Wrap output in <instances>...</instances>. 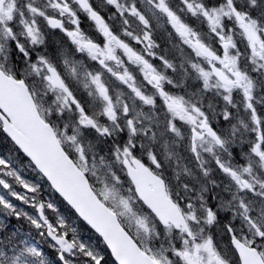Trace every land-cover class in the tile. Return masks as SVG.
I'll return each instance as SVG.
<instances>
[{"label": "snow or ice", "instance_id": "snow-or-ice-1", "mask_svg": "<svg viewBox=\"0 0 264 264\" xmlns=\"http://www.w3.org/2000/svg\"><path fill=\"white\" fill-rule=\"evenodd\" d=\"M0 129V264H264V0H0Z\"/></svg>", "mask_w": 264, "mask_h": 264}, {"label": "trees", "instance_id": "trees-1", "mask_svg": "<svg viewBox=\"0 0 264 264\" xmlns=\"http://www.w3.org/2000/svg\"><path fill=\"white\" fill-rule=\"evenodd\" d=\"M0 155H10L13 157V159H17L19 161V164L21 168H23V165L27 163L26 159L20 160L19 156L16 154L15 150L13 149V143L9 140V138L3 133L2 129H0ZM22 175L25 177V179H28L30 181L35 182L37 180V177L35 173H33L30 169L23 168ZM19 187V186H18ZM43 187L46 189L44 196L45 198H50L48 197V192H47V184H44ZM20 189V187H19ZM53 199V202L57 203L58 206L61 208V212L65 214L66 216L69 215V212L66 211V203L57 195L55 194L54 197H51ZM14 203H19V201L13 200ZM73 211V210H72ZM74 212V211H73ZM2 218V217H0ZM73 219L76 218V215L72 216ZM6 223L9 224L10 228L12 227H18V226H23L25 230L28 229L27 223L21 219L17 221L14 217L8 218ZM79 225V229L82 232V236L84 239H87L89 236L93 238V240L96 239L97 235L88 227L86 224L83 222H77ZM54 255V253H52ZM112 259V258H110Z\"/></svg>", "mask_w": 264, "mask_h": 264}, {"label": "flooded vegetation", "instance_id": "flooded-vegetation-1", "mask_svg": "<svg viewBox=\"0 0 264 264\" xmlns=\"http://www.w3.org/2000/svg\"><path fill=\"white\" fill-rule=\"evenodd\" d=\"M83 28H85L87 30L88 28V23L85 22L81 25ZM61 33H59V31H56L52 37H50V39H53L55 41H59L61 38ZM161 37H163V33H161ZM157 43L161 44L162 48L168 47V44L166 42H163L162 39H157ZM183 131V129H182ZM239 148L236 147L235 150L237 151ZM224 243H227V238L225 237Z\"/></svg>", "mask_w": 264, "mask_h": 264}, {"label": "rangeland", "instance_id": "rangeland-1", "mask_svg": "<svg viewBox=\"0 0 264 264\" xmlns=\"http://www.w3.org/2000/svg\"><path fill=\"white\" fill-rule=\"evenodd\" d=\"M221 126H222V127H227L226 124H222ZM237 147H238V146H237ZM238 148H239V147H238ZM245 150H246V149H245ZM17 190H18V191H21L22 189H21V188L19 189V187L17 186ZM18 206L25 207V210H26V211H30V212H31V209H29L28 207L22 205V202H20Z\"/></svg>", "mask_w": 264, "mask_h": 264}, {"label": "water", "instance_id": "water-1", "mask_svg": "<svg viewBox=\"0 0 264 264\" xmlns=\"http://www.w3.org/2000/svg\"><path fill=\"white\" fill-rule=\"evenodd\" d=\"M7 135V134H6ZM10 138V137H9ZM11 139V138H10ZM58 194V193H57ZM59 195V194H58ZM62 198V197H61ZM78 215V214H77ZM86 223V222H85ZM90 227V226H89ZM91 228V227H90ZM94 231V230H93ZM110 251V250H109ZM114 259V258H113Z\"/></svg>", "mask_w": 264, "mask_h": 264}]
</instances>
